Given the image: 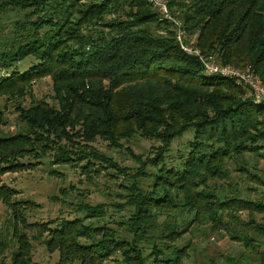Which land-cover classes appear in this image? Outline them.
I'll return each instance as SVG.
<instances>
[{
  "label": "trees",
  "instance_id": "obj_1",
  "mask_svg": "<svg viewBox=\"0 0 264 264\" xmlns=\"http://www.w3.org/2000/svg\"><path fill=\"white\" fill-rule=\"evenodd\" d=\"M171 7L204 53L251 70L264 84V0H172ZM11 11L20 17L0 34V101L24 98L43 77L56 96L51 104L15 106L22 131L0 128V205L8 213L0 264H37V234L48 251L59 252V264H185L191 246L179 242L205 228L227 231L264 264V200L249 186L248 195L237 184L217 187L230 178L229 161H239L234 171L264 187L246 168V156L264 160V101L233 79L205 73L147 0H0V23ZM6 124L0 102V127ZM190 128L179 164L166 162L173 140ZM137 136L157 145L145 158L127 147L138 164L132 171L94 146L101 139L118 149ZM47 157L80 166L86 177L115 168L110 176L127 181L119 184L122 202L111 203L121 215L109 216L107 203L80 201L71 214L29 222L27 212L38 205L17 199L3 176ZM242 212L258 238L227 227L239 225ZM243 261L229 256L224 264Z\"/></svg>",
  "mask_w": 264,
  "mask_h": 264
},
{
  "label": "rangeland",
  "instance_id": "obj_2",
  "mask_svg": "<svg viewBox=\"0 0 264 264\" xmlns=\"http://www.w3.org/2000/svg\"><path fill=\"white\" fill-rule=\"evenodd\" d=\"M20 14L15 12H9L4 16L0 23V34H5L10 31L12 22L17 20ZM56 96L54 92V86L50 78H44L37 81L32 86L30 94L24 96L21 99H2L1 106L4 112L7 124L1 126L3 134H12L15 132L22 131L23 125L17 119V112L15 106L22 104L25 108L29 106L30 102L36 100H44L45 102L52 103V97ZM193 129L186 130L181 136L175 138L171 144L168 153L165 154V161L171 164H179V155H182L185 151L186 141L192 139ZM153 145H157L154 140H147L141 137H135L130 142L123 143L121 148H110L106 145L103 140H97L94 143L95 148L100 152L110 156L119 166L130 168L132 171L138 167L136 161L127 151V147L130 148L132 153L140 155L143 158L146 156H152L154 152L152 150ZM49 157V156H48ZM40 159L34 169L9 172L3 176L4 182L10 187L18 190L17 199L31 200L37 207H34L31 211L27 212L28 221L36 222H47L56 218L57 216H66L72 213V207L74 203L85 202L95 205L97 203H107L106 208L109 216L117 218L121 213L114 212L111 205L112 202L116 201L121 203L122 199L119 193L122 192L119 184H122L125 179L119 176L115 179L110 176L116 173L115 168H104L101 167L100 174L96 175L90 173V177H86L82 173L81 167H69L63 164H54L52 158ZM248 162L246 168L250 173L256 172L264 180V160L253 159L250 156H246ZM178 163V164H177ZM104 164V163H102ZM99 164L95 165L94 168L98 167ZM241 166L239 161H229L227 167L230 170V178L228 181H218L217 187L222 185V190L229 191L228 183L232 185L237 184L241 188L243 195H248L250 191L245 189V186H249L254 192L255 199L264 200V187L258 186L252 180H246V177L239 172L234 171L235 168ZM259 169V170H257ZM150 171L151 167H147ZM262 170V172L260 171ZM244 180V181H242ZM246 180V184L244 185ZM244 182V183H243ZM121 209H126L125 205H121ZM120 209V208H119ZM126 213V210L124 211ZM83 215V213H80ZM8 213L3 205H0V231H5L6 220ZM260 215L256 216L258 219ZM226 218V217H225ZM228 218H226L227 220ZM96 222H102L103 220H96ZM110 220V219H109ZM247 220V213H240L239 225L227 224V227L234 232L245 234L250 232L248 227L244 224ZM112 222V221H111ZM244 222V224H243ZM88 223V221H87ZM197 230V229H195ZM11 232V230H9ZM198 231V230H197ZM194 231L190 234H184V240L179 242V245L190 243V254L189 258L185 260V264H208L209 260H212L217 264H224L226 257L249 258L252 262L249 264H258L256 257H253L251 251L246 250L242 243L230 240L228 238L227 231H216L211 232L207 228L201 231ZM252 232V231H251ZM253 235H257L252 232ZM44 239L43 235H36V238L32 239L33 244V260L37 264H59V252H50L42 243ZM263 241V239H262ZM264 245L262 246V248ZM255 258V261L253 259ZM245 264V262L243 261Z\"/></svg>",
  "mask_w": 264,
  "mask_h": 264
},
{
  "label": "built area",
  "instance_id": "obj_3",
  "mask_svg": "<svg viewBox=\"0 0 264 264\" xmlns=\"http://www.w3.org/2000/svg\"><path fill=\"white\" fill-rule=\"evenodd\" d=\"M172 0H147L152 8L157 12L160 20L170 22L175 31V38L180 48L188 55L195 57L202 65L205 73L215 74L234 80V83L245 89L247 96H251L254 101H264V84L260 78L251 70H240L234 66L223 65L218 62L211 53H204L198 46L195 36L187 34L183 22L171 7ZM188 2V0H180Z\"/></svg>",
  "mask_w": 264,
  "mask_h": 264
}]
</instances>
